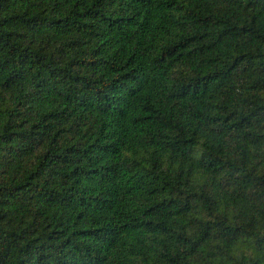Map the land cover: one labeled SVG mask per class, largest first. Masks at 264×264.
I'll return each instance as SVG.
<instances>
[{
	"label": "trees",
	"instance_id": "1",
	"mask_svg": "<svg viewBox=\"0 0 264 264\" xmlns=\"http://www.w3.org/2000/svg\"><path fill=\"white\" fill-rule=\"evenodd\" d=\"M0 264H264V0H0Z\"/></svg>",
	"mask_w": 264,
	"mask_h": 264
}]
</instances>
